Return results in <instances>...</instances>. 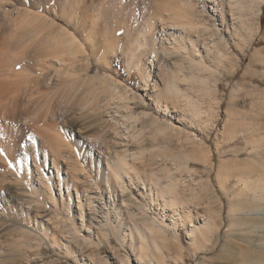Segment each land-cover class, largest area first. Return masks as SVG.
I'll use <instances>...</instances> for the list:
<instances>
[{
  "label": "rangeland",
  "instance_id": "374dc122",
  "mask_svg": "<svg viewBox=\"0 0 264 264\" xmlns=\"http://www.w3.org/2000/svg\"><path fill=\"white\" fill-rule=\"evenodd\" d=\"M121 1L129 9L136 8L134 0ZM191 1L197 3L209 33L214 30L217 34L211 37L203 27H172L159 19L151 29L148 19L134 21V27L129 25L121 34L120 49L109 57V68L99 56H103V39L116 38L115 28H122L120 18L106 22L98 16L93 29L94 19L80 17L66 0H0V49L10 48L12 56L26 52L17 63L25 78H21L24 92L11 105L16 119L0 117L2 127L5 122L8 128H22L27 114L34 118L38 114L34 101L44 94L54 97L59 73L67 70L87 77L89 66V77L116 79L118 89L126 87L133 99L125 102H129L128 110L119 101L110 104L113 89L103 85L105 90L96 86L90 106L53 98L54 110L43 124L60 123L51 132L57 138L62 135L60 141L68 145L64 148L68 147L73 157L60 163L61 183L53 159H47L45 167L42 140L32 131L26 133L25 145L17 144L14 155L7 159L0 156V198L12 191L24 206V222L19 220L18 231L13 221L21 208L8 211L0 207V264H230L226 254L239 253L233 245L236 242L264 256V239L253 246L236 235L242 231H229L233 193L247 192L258 185V178L247 179L250 186H245L237 185L238 177H232L227 183L228 194L223 188L227 185L222 187L219 182L224 166L239 159L235 151L250 147L249 143L261 144L257 151H264V5L258 17L257 0ZM35 15L41 19L36 20ZM139 16L138 12L132 15L133 19ZM52 21L86 45V60L82 54L38 57L45 45L56 49L50 37L59 32V25L47 26ZM258 28L253 40L252 32ZM106 30L111 33L105 34ZM172 33L181 41L171 39ZM165 49L176 53L167 55ZM177 65H182L181 79L185 76L187 81L173 82ZM25 82H29L27 88ZM68 118L78 124L73 131L68 128ZM229 128L239 142L225 146L228 137L224 134ZM32 142L35 147L29 148L27 161L23 148ZM196 149L203 155L195 157ZM34 150H39V172L32 157ZM117 157H123L126 169L130 168V175L122 173L119 180L108 167L118 162ZM261 158L246 154L241 161ZM43 174L47 176L42 180ZM29 200L31 204H27ZM220 207L224 211L217 222L223 225L220 229L217 225L219 232L204 240L197 229L204 226L210 210L214 216ZM244 216L264 218V207L239 217Z\"/></svg>",
  "mask_w": 264,
  "mask_h": 264
},
{
  "label": "bare ground",
  "instance_id": "6f19581e",
  "mask_svg": "<svg viewBox=\"0 0 264 264\" xmlns=\"http://www.w3.org/2000/svg\"><path fill=\"white\" fill-rule=\"evenodd\" d=\"M257 1L258 2L255 6L256 7L255 16L257 15L259 17V14L261 13V10H262V6L264 5V0H257ZM66 2H67V5L71 9H76L78 12H80V14H81L80 17L90 18L92 20L94 19L92 22V28L93 29H95L97 26V21L95 19H97L98 16L100 18L104 19L106 22H108L111 18L118 17L124 23V24L121 23L122 28H115L114 36H116V38L114 37V39H103L104 41H103L102 45L104 46V51L102 53L100 52V54H102L103 56L100 55L99 57L104 58V60H105L104 64L106 66H108L109 68L112 66V61L111 60L109 61V57L116 56L117 51L120 49V45L122 43V40L120 37L121 34L123 32H127V28L129 27V25L131 27H134V24H132L134 21L144 22L146 19H148L149 20L148 27L151 29L155 25L156 20L159 19L163 23H165L167 25H171L172 27H182L184 29H189V30L200 29V27H203L204 28L203 30L205 32L207 31L208 35H210L211 37L213 36V33L217 34V32H214V30H212V29H211L212 35L209 33V32H211V31H209L210 28L206 27L207 23L200 16V14H199L200 11L198 10L197 3L195 4L191 0H140V1L138 0V3H137V0H134V2L136 3L135 9H129L128 7H130V6L122 3L121 0H66ZM25 3H27V2H25ZM70 8H68V9H70ZM68 12H70V11H68ZM137 12L139 13L140 16L137 17L136 19H133L132 15L137 14ZM33 18H36V20L41 19L40 16L38 17V15H35ZM55 24L59 25V28H57V30H59V32L54 31L55 33L53 35H51L50 38H52L53 41L56 42L55 43L56 49L53 50L50 46L45 45V47H46L45 51L39 50L38 57H40V59H41L42 56H47V57L48 56L49 57H52V56L58 57L59 56V58H60L61 55L65 56L66 54H69L71 56L76 57L77 55L82 54V56L84 55V58L86 60L87 57H85L86 56L85 54H89L86 45L84 43H82L80 41V39H78V37H76V35L73 32L69 31L67 28L60 25L57 21H52L51 24H49L47 26H50V25L53 26ZM43 27H45V26H43ZM55 27L53 26V28H55ZM108 32L109 31L106 30L105 34ZM253 32H252V34H253L252 38L254 40L255 37L259 34V28H258V30L255 29ZM109 33H111V32H109ZM170 37H171V39L174 38L175 41H178V42L181 41V37L176 36L174 33L170 34ZM218 43H219V41H218ZM220 44H219V47H220ZM162 46H165V44ZM244 46H246V45H244ZM219 47L217 46L216 48H219ZM3 48H1L0 51L4 50ZM165 48H166V46H165ZM8 49H10V48L5 47L6 51L4 50L3 52L1 51L2 53H0L1 54L0 55V117H1V119H2V117H4L5 120H7V119L12 120V119H16L15 118L16 113L14 112L15 109L13 107H11V105H13L14 104L13 102L16 100V98L21 93L24 92L23 88H22V85H23L22 83L24 80H21V78H25V75H24V73H22V69L21 70L17 69L19 67L17 65V63L19 60L23 59V57L26 55V52L24 51L23 54L21 52V55H19L18 53H13V56H12L11 50H8ZM163 49H164V47H163ZM239 49H240L241 53L244 50L243 47L240 45H239ZM217 50H220V49H217ZM158 51H160V50H158ZM163 52L167 55L168 54L173 55L176 53V52L174 53L172 50H169V49H165V50H163ZM99 57H97V58H99ZM88 58H89V56H88ZM100 58H99V60H100ZM103 58H101V59H103ZM45 59H47V58H45ZM176 62H177L176 64H179L178 62H181V60L180 59L176 60ZM177 66H178L177 68L175 66L176 70H174L176 72V75H174V76L172 75L173 76L172 78L174 80L173 82L175 83L176 81L177 82L178 81L179 82L180 81H187V78H185V76H184V79H181L180 73L183 72V70H184V69L183 70L181 69L182 65H177ZM89 69H90L89 66L87 67V70L85 69L87 77L85 75H79V74H78L79 76L75 75L76 73H74L72 75L69 73V70H67L65 72L63 71L62 73H59L60 74V76H59L60 80L55 83V87L57 88V91H58V93L54 94L55 99L60 98V99H65V100L70 101V102L72 101V103H74V104H78V103L80 104L81 103L80 106H85V105L90 106L92 104V99L96 95V91H97L96 86H98V87L101 86V90H105L106 86L107 87L110 86L111 89H113V93L110 95L108 103L111 104V102H115V101L118 102L119 101V103H123V108L128 110L130 108L129 102L128 103H125V102L130 101L132 99L129 97L130 92L128 91V89L124 86H123L124 88H121V90L118 89L119 88L118 84H120V83H118L116 81V79H112L111 81H109L106 77H104L103 79H100V77L99 78L98 77L97 78L96 77L95 78L89 77L88 73H87V71H89ZM127 69H129V68H127ZM174 71H173V73L175 74ZM74 75L77 77L74 78L73 77ZM95 80H97V81L99 80V84L96 85L94 83ZM25 83H26L25 88H27V85L29 82H25ZM102 85L105 86V88H103ZM173 88L177 89L176 84H175V87H173ZM171 90H172L171 91L172 93H174L176 91V90H174V92H173V89H171ZM176 95H179V94L176 93ZM49 97H50V95L44 94V95H41L40 97H38L34 101L35 104H38V107H37L38 108V114L34 118H32V115L30 113L27 114V116L25 118L26 124L24 126L22 125V128L21 127L8 128L7 126L4 125L5 122L3 123V127L1 126L2 124L0 125V150H3V151H0V156L4 159L5 158L7 159V158H10L12 155H14L15 151L17 150V144L19 142H21L20 145L21 144L25 145V143H26L25 137H28L26 135V133L28 134V132L32 131V133H36L38 135L39 139L42 140V149L41 150L43 151L44 158L46 159L44 161L45 167H47V164H48L47 159H53L54 168L55 167L57 168L58 176L60 178V183H61L62 180L60 177V175H61L60 163H61V161L65 162V160L70 161L73 159V157L71 155L72 153L71 152L69 153V150L66 149L68 147L64 148L65 144H63V142L60 141V138L62 135H60V138H57L52 133L53 130L55 128H57L60 123L57 126L53 125V124L46 126V125H44L46 123L43 124V121L45 119H47L46 117H48V114L50 112L52 113L54 110L53 106L51 105L54 97H51V98H49ZM175 97H177V96H175ZM82 109H83V107H82ZM64 115H65V113H64ZM74 117L76 118V116H74ZM74 117H72V118H74ZM68 119L66 121L69 124L68 128H70V130L73 131L74 128H76V126L78 124H77V122L72 121L73 119L71 121H70V119L69 120ZM96 119H98V120H96V124H97L100 119L98 117ZM10 122H12V121H10ZM51 123H53V122H51ZM56 123H58V122H55V124ZM51 130H52V132H51ZM160 131H162V130H160ZM224 137H228L227 142L224 144L225 146L232 145V144L234 145V144L239 142V139H238V137H236L235 131L232 130V128H229L228 131H226V133L224 134ZM245 139H246V137L242 136L241 140L244 141ZM28 142H30V141H28ZM224 145H222V146L220 145V146L225 147ZM65 146H68V145H65ZM248 146H250V147H247L246 149H240L238 151H235L236 157L239 159L228 163L226 166H224V169L222 168L223 172L222 173L220 172L221 175L219 176V178H221L222 181L219 180V182L222 185V187L225 184L227 185V187H223V188H224L225 193L228 194L231 191V189H229L230 187L228 188L227 183L229 180L232 179V177H238L237 185L238 184H245V186H250L247 182V179H251L253 177L258 178V185L249 187L247 192H244L241 190L242 192L240 191V193H233L232 208L229 210V214L231 216V223H230V230H229L230 234H236L235 231L237 232V230L239 232H241V231L245 232L246 235L242 232L237 233L236 235H238L240 237V239H242V238L247 239V241L249 242L248 244H250V245L252 244L254 246V243L258 239L259 240L264 239V218H260V217H256V216L255 217L254 216L253 217L248 216L245 218V216H244V218L241 219L239 216L240 215H246V214L248 215V213L253 214L254 211H257V209L264 207V158H263L264 151L263 152L257 151V149H259V147H261V144H254V143L250 144L249 143ZM32 147H35L34 142H32V145H28V147L23 148L24 149V156H25L27 161L29 160V154H30L29 148L31 149ZM20 149H21V147H20ZM65 149L67 151H65ZM222 149H224V148H222ZM70 151H72V150H70ZM203 153L201 151H199L198 149H196L194 151L193 155L195 154V157H196L199 155L200 156L203 155ZM253 153L257 156H260V157L262 156V158L258 159V160L256 159V160L241 161V159L243 158L244 155L253 154ZM38 154H39V150L38 151L34 150L32 157H33L34 163L36 164L35 168H38V172H39V171H41V168H40V163L37 161L38 156H39ZM204 155H206V154H204ZM249 156H251V155H249ZM191 157H193V156H191ZM122 158L123 157H119L118 162L115 163L113 166L112 165L110 166L108 164L109 171H110L111 175L113 177L117 178V180H119V178H121L120 175H122V173H124V174L126 173V174H128V176L130 175V173H129L130 168L126 169L128 163H126V161H124L125 159L123 160ZM188 160H191V159L188 157L187 162H189ZM11 161L12 160H10V162ZM193 163H194V161H193ZM25 166H26L25 167L26 171H29V165L26 163ZM74 167H75V165L72 166L73 169H74ZM134 167L132 169H134ZM81 168H83V167H81ZM137 170L138 169H136L133 172H137ZM138 173L139 172L136 173L137 176L140 174V173L139 174ZM41 176H42V180H43L47 175L43 174ZM112 176H111V178H112ZM15 177L19 178L21 181L23 180V178H21V176H19V175L18 176L15 175ZM148 177H146V178H148ZM168 177H170V176H168ZM17 178L12 180V181H14V183L15 182L17 183L18 182V181H16ZM171 179L174 180V178H171ZM121 180H123V179H121ZM3 181H5V179ZM9 181L10 180H8V182ZM156 181L158 182V180H155L154 182L156 183ZM5 182H7V181H5ZM172 183H173V181H172ZM48 185H49V183H48ZM169 186H172V185H169ZM173 186H174V184H173ZM25 187H27V186L25 185ZM164 189L166 190V188H164ZM167 189L169 190L168 187H167ZM21 191H23V190H21ZM172 191H174V190H172ZM23 192H25V191H23ZM163 192H164V190H163ZM31 193L35 194L34 191ZM164 194H166V193L164 192ZM172 194H175V192L174 193L172 192ZM16 195L17 194H15V192L13 193L11 191V192H8V196H6V195L2 196V198H0V207H1V210H4V209L7 210L8 209V211L10 208H13V209L15 207L21 208L20 209L21 214L17 215L16 219L12 217V219L16 220V221L15 220L13 221L14 222L13 228H14V230L18 231V230H20L19 220L20 221L22 220V222H24V219H22L24 217L23 216V213H24L23 207L24 206L19 203L20 199H17L18 196H16ZM194 195H195V193H194ZM172 196H174V195H172ZM2 200H5L6 202H4V204H2ZM38 200H39V198L37 197L36 201H38ZM171 200H172V198H171ZM41 201L42 200H40V202L39 201L38 202L41 203ZM31 202L32 201L29 200L27 204H31ZM174 206H175V204H174ZM220 208L221 209H219V211H214L216 213L215 215H218V216H215V215L213 216V210H210V211L208 210L209 213L207 212L208 214H206L204 226L203 227L200 226L201 229H197V232L200 231V233L203 235V236L202 235L201 236L204 238V240L207 239L210 235H214L217 232H219V229H220L219 226L223 225V224L219 225L218 223H221V222H217V219H219L221 217V215H220L221 212L224 211V210H222V207H220ZM237 218L240 220L239 222H241L238 224L239 229L236 228V226H237L236 219ZM1 219L2 218L0 217V222H2ZM221 228H222V226H221ZM228 239H229V237H228ZM227 243H228V246L226 245L227 246L226 248L230 247L229 246L230 243L229 242H227ZM243 244H238L237 242L235 244L233 243L234 247L236 249H239V253H235V252L234 253H228L227 252L226 259H228L230 261V264H260V263H262V261L264 260V258H263L264 256L261 254L260 255L257 254L251 248V246L245 247ZM246 245H247V243H246ZM214 247H216V243L213 244L212 247H207V250L208 251L212 250ZM256 247H257V245H256ZM228 249L231 251L230 248H228ZM235 251H237V250H235Z\"/></svg>",
  "mask_w": 264,
  "mask_h": 264
},
{
  "label": "snow or ice",
  "instance_id": "6c2138e0",
  "mask_svg": "<svg viewBox=\"0 0 264 264\" xmlns=\"http://www.w3.org/2000/svg\"><path fill=\"white\" fill-rule=\"evenodd\" d=\"M0 151H3V150H0Z\"/></svg>",
  "mask_w": 264,
  "mask_h": 264
}]
</instances>
